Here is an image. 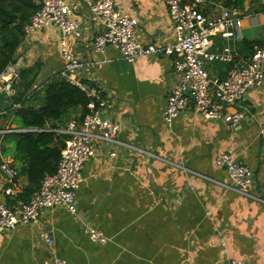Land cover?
Listing matches in <instances>:
<instances>
[{"label": "crops", "instance_id": "0c3cea01", "mask_svg": "<svg viewBox=\"0 0 264 264\" xmlns=\"http://www.w3.org/2000/svg\"><path fill=\"white\" fill-rule=\"evenodd\" d=\"M65 1L81 30L80 37L67 40V47L80 61L89 63L79 69L78 78L95 83L104 95L101 114L119 124L120 139L183 168L123 147L115 148L118 155L111 157L110 149L96 144L95 156L82 170L77 213L60 206L46 209L36 222L0 234V264H47L52 251L70 264H226L229 258L264 264V203L200 176L229 182V174L216 165V159L220 152L231 149L254 171L253 191L264 197L260 134L264 83L241 100L240 109L246 114L239 123L212 121L184 111L168 127L163 112L172 83L178 79L174 59L142 56L128 61L111 45L103 52L95 51L93 40L102 30L100 18L88 0ZM116 8L139 20L136 38L140 43L175 42L174 23L164 0H117ZM234 8L246 16L241 33L217 34L209 49L216 58L204 63L213 91L232 66L248 59L254 45L264 47V0H245L242 8L228 6L226 0L202 4V11L211 16ZM61 44L62 31L56 25L26 35L15 62L19 73L34 68L38 89L11 110L12 95H4L0 130H25L16 122V110L43 107L47 86L59 79L69 81L60 75L65 62ZM84 114L83 107H73L60 119H49L44 128H65ZM6 115H11L9 121H3ZM3 135L0 133V188L6 182L1 164L7 161L17 169L21 166ZM16 187L18 197L28 200L31 195L24 194L28 187L25 174H19ZM0 197L10 205L14 202L3 193ZM87 227L104 232L108 242H92ZM43 234L51 236L54 244L49 245Z\"/></svg>", "mask_w": 264, "mask_h": 264}, {"label": "built area", "instance_id": "2783aa9c", "mask_svg": "<svg viewBox=\"0 0 264 264\" xmlns=\"http://www.w3.org/2000/svg\"><path fill=\"white\" fill-rule=\"evenodd\" d=\"M92 10L100 18L102 30L93 40L95 51L103 52L109 45L117 48L128 61L142 56L173 58L174 71L178 79L172 83L167 97L163 118L171 127L181 112L199 114L212 121L229 124L239 123L245 116L240 109L243 97L252 89L264 83V47L254 45L247 60L232 66L228 73L217 81L212 90L211 80L205 60H214L216 54L210 52V45L217 34L224 36L241 33L246 17L238 9H226L221 14L211 16L202 11L205 0H164L174 23L175 42L142 44L136 38L139 20L128 14L120 13L116 8L117 0H88ZM39 9L25 25L26 35L51 25L62 31L61 54L65 59L60 73L70 82L85 90L91 97L88 111L83 119L71 121L65 128H55L57 134L65 136V145L57 169L43 178L39 189L28 200L20 199L16 187L19 170L10 162L4 161L1 170L6 178L0 193L14 200L8 204L0 197V234L15 229L18 225L36 222L42 212L54 207H64L71 214L78 211L77 190L82 182L84 164L96 154V144L110 149V156L116 157L117 147L126 151L145 155L149 159L166 161L152 151L137 144L119 138L120 126L110 117L101 114L106 104L104 95L78 78V71L86 64L80 61L67 47L70 37H80L81 30L72 20V7L65 0H40ZM227 52L228 48L225 49ZM226 59V58H225ZM227 60V59H226ZM229 61L232 58L229 57ZM19 63H11L0 74V89L4 95L11 96L20 80ZM36 90L38 86H34ZM19 104H13L9 110ZM262 146L264 148V128L260 126ZM18 131L7 128L0 133ZM176 167L182 165L166 161ZM216 165L229 174L230 181L222 182L206 175L201 177L221 185L224 189L243 195L251 200L264 203V197L253 191L254 171L245 164L233 150L219 153ZM86 233L92 242L105 244L107 235L99 229L87 227ZM49 245L54 244L51 236L43 234ZM47 264H70L66 259L53 252L48 256ZM226 264H247L238 258H229Z\"/></svg>", "mask_w": 264, "mask_h": 264}, {"label": "trees", "instance_id": "16d2710c", "mask_svg": "<svg viewBox=\"0 0 264 264\" xmlns=\"http://www.w3.org/2000/svg\"><path fill=\"white\" fill-rule=\"evenodd\" d=\"M244 2L226 0L228 6L237 8H242ZM39 7L36 0H0V74L15 62L17 50L26 37L25 25ZM86 83L97 87L91 81ZM35 85L34 68L21 70L16 93L10 98L12 104L23 105L36 92ZM46 89L43 107L22 106L16 110L17 123L25 130L3 135V140L13 147L14 159L21 163L19 174L27 176L28 187L24 194L28 197L39 189L45 175L56 171L65 145V136L46 130V122L60 119L73 107H83L86 113L91 100L85 90L65 79L55 80Z\"/></svg>", "mask_w": 264, "mask_h": 264}, {"label": "rangeland", "instance_id": "374dc122", "mask_svg": "<svg viewBox=\"0 0 264 264\" xmlns=\"http://www.w3.org/2000/svg\"><path fill=\"white\" fill-rule=\"evenodd\" d=\"M3 111V110H2ZM3 118V121H9L10 120V118H11V115H6V116H4V117H2ZM16 122H17V119H16Z\"/></svg>", "mask_w": 264, "mask_h": 264}, {"label": "water", "instance_id": "95a60500", "mask_svg": "<svg viewBox=\"0 0 264 264\" xmlns=\"http://www.w3.org/2000/svg\"><path fill=\"white\" fill-rule=\"evenodd\" d=\"M3 99H4V94L0 89V102H1V104L3 103Z\"/></svg>", "mask_w": 264, "mask_h": 264}]
</instances>
